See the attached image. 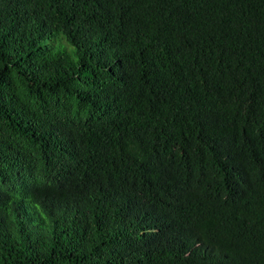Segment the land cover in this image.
<instances>
[{"label":"trees","instance_id":"trees-1","mask_svg":"<svg viewBox=\"0 0 264 264\" xmlns=\"http://www.w3.org/2000/svg\"><path fill=\"white\" fill-rule=\"evenodd\" d=\"M0 264H264V0H0Z\"/></svg>","mask_w":264,"mask_h":264}]
</instances>
